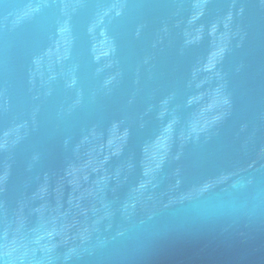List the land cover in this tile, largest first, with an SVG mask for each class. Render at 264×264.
<instances>
[{"label": "water", "instance_id": "1", "mask_svg": "<svg viewBox=\"0 0 264 264\" xmlns=\"http://www.w3.org/2000/svg\"><path fill=\"white\" fill-rule=\"evenodd\" d=\"M0 264H264V0H0Z\"/></svg>", "mask_w": 264, "mask_h": 264}]
</instances>
